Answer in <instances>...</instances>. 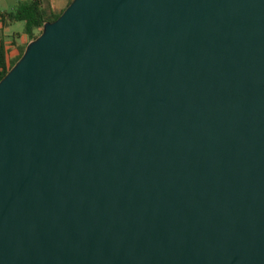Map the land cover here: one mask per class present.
<instances>
[{"label":"water","instance_id":"obj_1","mask_svg":"<svg viewBox=\"0 0 264 264\" xmlns=\"http://www.w3.org/2000/svg\"><path fill=\"white\" fill-rule=\"evenodd\" d=\"M0 264H264V0H72L0 79Z\"/></svg>","mask_w":264,"mask_h":264},{"label":"trees","instance_id":"obj_2","mask_svg":"<svg viewBox=\"0 0 264 264\" xmlns=\"http://www.w3.org/2000/svg\"><path fill=\"white\" fill-rule=\"evenodd\" d=\"M71 1L67 0L66 7ZM64 9H53L47 0H17L16 7L12 11L0 13L1 34L8 32L11 24L22 22V35L26 38L24 43H18L12 38L9 47L2 39L0 40V79L19 60L27 43L40 34L42 25L56 20Z\"/></svg>","mask_w":264,"mask_h":264},{"label":"rangeland","instance_id":"obj_3","mask_svg":"<svg viewBox=\"0 0 264 264\" xmlns=\"http://www.w3.org/2000/svg\"><path fill=\"white\" fill-rule=\"evenodd\" d=\"M17 4V0H0V13L12 11ZM23 23L17 22L10 25L8 32L0 33V38L9 47V43L12 38H15L17 42L21 43L26 41V38L22 35Z\"/></svg>","mask_w":264,"mask_h":264},{"label":"crops","instance_id":"obj_4","mask_svg":"<svg viewBox=\"0 0 264 264\" xmlns=\"http://www.w3.org/2000/svg\"><path fill=\"white\" fill-rule=\"evenodd\" d=\"M51 7L55 10H62L66 7L67 0H47ZM24 37V36H23ZM1 40V38H0ZM12 41V40H11ZM25 42V41H24ZM21 42V43H24ZM19 43V42H18ZM7 46V45H6ZM12 51V50H11Z\"/></svg>","mask_w":264,"mask_h":264}]
</instances>
